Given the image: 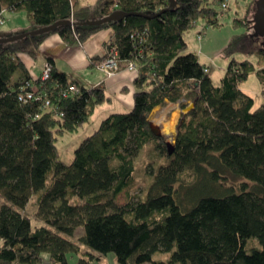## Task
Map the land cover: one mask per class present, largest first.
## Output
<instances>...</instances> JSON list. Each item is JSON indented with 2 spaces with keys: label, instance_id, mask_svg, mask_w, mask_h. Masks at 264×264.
Listing matches in <instances>:
<instances>
[{
  "label": "trees",
  "instance_id": "1",
  "mask_svg": "<svg viewBox=\"0 0 264 264\" xmlns=\"http://www.w3.org/2000/svg\"><path fill=\"white\" fill-rule=\"evenodd\" d=\"M223 1L175 0L173 11L154 19L129 16L86 26L116 11L154 16L170 2L96 0L90 7L79 0H0V19L6 11L23 12L29 31L73 22L0 44V195L8 203L0 206V264H68L81 246L113 253L119 264H264V100L254 109L240 89L255 73L264 97V45L251 40L252 19L246 25L251 33L236 36L225 53L256 55L261 66L232 59L215 87L183 40L200 20L218 27L214 4ZM106 29L113 33L106 48L115 47L121 63L135 66L133 107L102 120L66 164L58 137L81 128L109 97L101 86L70 81L50 58V79H34L21 56L37 61L51 34L76 45ZM71 85L78 93L64 97ZM33 89L48 107L19 100ZM181 100L194 107L180 120L169 155L148 116L165 101ZM150 143L164 163L142 198L118 207L117 197L133 185V158ZM33 198L46 227L33 228L19 211ZM79 229L78 243L61 236L72 238ZM157 254H169L167 263L154 261Z\"/></svg>",
  "mask_w": 264,
  "mask_h": 264
},
{
  "label": "rangeland",
  "instance_id": "2",
  "mask_svg": "<svg viewBox=\"0 0 264 264\" xmlns=\"http://www.w3.org/2000/svg\"><path fill=\"white\" fill-rule=\"evenodd\" d=\"M88 2L91 4L90 7H93L96 0H88ZM224 5H226V8L220 7ZM214 7L219 12L218 27L207 26L204 20H200L194 28L184 33L183 40L188 46L187 53L195 55L199 63L208 69L211 82L213 86L216 87L220 84L221 79L226 73L228 63L232 59L238 62L248 60L258 69L261 66L259 65L261 58H258L256 55H247L237 51L233 52L230 56L225 53V50L236 36L242 35L248 31L246 30V25L252 26L251 22L255 12V6L252 0H224L222 3L214 4ZM23 14L25 13H22V16H24ZM1 21L0 25L3 24V18ZM237 22H241L238 23V27H236ZM203 29L204 34L200 33ZM248 33H251V30H249ZM251 40H253V44L257 46H262L264 43V39L255 36L251 38ZM97 62H99V60L93 63L96 69ZM100 72L105 78L110 79L120 71L110 77H107L102 71ZM240 89L254 100V109L258 108L263 103L264 97L262 88L255 73H252L247 81L241 84ZM193 107L194 103L191 100H181L177 103L165 101L164 105L155 108L149 114V123L161 131L162 136L160 137L163 139L165 145L174 146L178 124L182 117L191 111ZM116 108L117 105L114 104V102H105L103 105H99L95 108L89 121L77 131L59 136L56 146L60 153V159L66 164H70L73 161L74 152L80 143L98 128L102 120L112 113H118L115 110ZM175 119V133L169 136L166 133L165 124L167 121H173ZM133 161L135 166L133 185L130 189H126L117 197L116 205L118 207H123L129 202H136L138 198H142L148 184H150L152 180L154 170L157 166L164 163V160H162L151 143L147 144L137 153ZM5 204L8 203L2 199L0 195V206ZM36 210V199L33 198L24 210L19 211L31 220L33 228L46 227L41 220L36 218ZM82 235L83 230L79 229L72 238L66 235L61 236L69 239L73 243H78V239ZM80 248V254L70 256L68 264H78L81 260H84L85 263L83 264H119L116 255L113 253L103 255L85 246H81ZM168 259L169 254H157L154 256V261L167 263Z\"/></svg>",
  "mask_w": 264,
  "mask_h": 264
},
{
  "label": "crops",
  "instance_id": "3",
  "mask_svg": "<svg viewBox=\"0 0 264 264\" xmlns=\"http://www.w3.org/2000/svg\"><path fill=\"white\" fill-rule=\"evenodd\" d=\"M79 1L81 4L91 6L88 0ZM22 13L7 11L3 13L0 38L29 31L26 15L22 16ZM112 34L111 29L102 30L92 35L85 43L76 45H67L58 34H51L41 44L37 61H32L26 56H21V59L35 79L40 77L47 58H50L53 61L54 69L58 73L64 74L70 81H76L87 89L103 87L109 97L106 102H114L117 105L115 110L118 113L112 114L127 113L133 107L135 73L123 69L113 78L108 79L93 64L104 58L106 46L112 39Z\"/></svg>",
  "mask_w": 264,
  "mask_h": 264
},
{
  "label": "water",
  "instance_id": "4",
  "mask_svg": "<svg viewBox=\"0 0 264 264\" xmlns=\"http://www.w3.org/2000/svg\"><path fill=\"white\" fill-rule=\"evenodd\" d=\"M169 2H170V5L167 9L161 11L160 13H158L154 16H145L142 14H127L124 12L116 11V12H113L112 14H110V15L102 18V19L85 22L84 25H86V26H101L103 24H107L110 22L121 21V20H123L129 16H137V17H142L145 19H154L163 13L171 12L174 10V8L176 6L175 0H169ZM253 23H254V26H253L254 36L264 38V0H256V8H255V13H254ZM72 24H73L72 21H70V22L69 21L58 22V23H55L49 27L41 28L38 30H32L29 32H25L23 34L14 35V36L7 37V38H0V44H7V43L19 41V40H21L27 36H38V35L46 34V33L53 31L54 29L58 28L59 26H68V25H72ZM263 45H264V43H263ZM150 130L155 137L162 136L161 131L157 127H154L151 123H150ZM166 147L168 150V154L171 155L173 153L174 148L168 144H166Z\"/></svg>",
  "mask_w": 264,
  "mask_h": 264
},
{
  "label": "built area",
  "instance_id": "5",
  "mask_svg": "<svg viewBox=\"0 0 264 264\" xmlns=\"http://www.w3.org/2000/svg\"><path fill=\"white\" fill-rule=\"evenodd\" d=\"M222 7L226 8V5ZM1 22L2 21L0 19V23ZM96 65H97V69L105 73L107 77L113 76L115 73H118L122 69L135 73V66L133 64L131 63L123 64L118 60V54L115 47L107 48L104 58L101 61L97 62ZM51 71H52V66L48 62H45L42 73L40 75V80L42 82L49 80L51 77ZM77 93H78V88L75 85H71L69 86L68 90L64 92V97L70 94H77ZM19 100L24 103L27 102L39 103L41 105V108L42 105L43 107L49 106V100L46 99L45 96L39 95L35 89L26 91L25 93H21L19 95Z\"/></svg>",
  "mask_w": 264,
  "mask_h": 264
},
{
  "label": "bare ground",
  "instance_id": "6",
  "mask_svg": "<svg viewBox=\"0 0 264 264\" xmlns=\"http://www.w3.org/2000/svg\"><path fill=\"white\" fill-rule=\"evenodd\" d=\"M176 119L173 121H167L165 124L166 133L170 136L175 133Z\"/></svg>",
  "mask_w": 264,
  "mask_h": 264
}]
</instances>
